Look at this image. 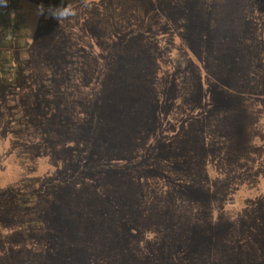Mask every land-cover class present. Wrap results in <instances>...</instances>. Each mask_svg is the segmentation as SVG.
I'll return each mask as SVG.
<instances>
[{
    "label": "rangeland",
    "instance_id": "374dc122",
    "mask_svg": "<svg viewBox=\"0 0 264 264\" xmlns=\"http://www.w3.org/2000/svg\"><path fill=\"white\" fill-rule=\"evenodd\" d=\"M165 242L264 264V0H0V264Z\"/></svg>",
    "mask_w": 264,
    "mask_h": 264
},
{
    "label": "trees",
    "instance_id": "16d2710c",
    "mask_svg": "<svg viewBox=\"0 0 264 264\" xmlns=\"http://www.w3.org/2000/svg\"><path fill=\"white\" fill-rule=\"evenodd\" d=\"M170 239L171 237H168L166 240L169 241ZM167 245L168 242H165V245L163 246L160 245L159 250L156 253L153 252L154 254L152 255L151 259L142 260L139 264H171L169 260L172 256H174L173 248H167ZM124 264H134V263L124 262Z\"/></svg>",
    "mask_w": 264,
    "mask_h": 264
},
{
    "label": "clouds",
    "instance_id": "9594fccd",
    "mask_svg": "<svg viewBox=\"0 0 264 264\" xmlns=\"http://www.w3.org/2000/svg\"><path fill=\"white\" fill-rule=\"evenodd\" d=\"M75 15L74 10L70 6H62L59 10V16L66 18L68 16Z\"/></svg>",
    "mask_w": 264,
    "mask_h": 264
}]
</instances>
